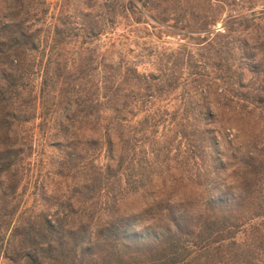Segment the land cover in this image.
Returning a JSON list of instances; mask_svg holds the SVG:
<instances>
[{
    "label": "trees",
    "instance_id": "obj_1",
    "mask_svg": "<svg viewBox=\"0 0 264 264\" xmlns=\"http://www.w3.org/2000/svg\"><path fill=\"white\" fill-rule=\"evenodd\" d=\"M172 1L63 0L47 23L45 0H0L4 264H264V0H185L189 20ZM160 3L156 26L192 45L151 71L92 44ZM36 119L59 151L41 209L23 198Z\"/></svg>",
    "mask_w": 264,
    "mask_h": 264
},
{
    "label": "rangeland",
    "instance_id": "obj_2",
    "mask_svg": "<svg viewBox=\"0 0 264 264\" xmlns=\"http://www.w3.org/2000/svg\"><path fill=\"white\" fill-rule=\"evenodd\" d=\"M102 1L103 0H69V3L63 5L62 8L63 0H45V2L48 4L49 11L46 13L44 20L46 19L47 23L53 21L54 17L56 16V12L61 8H65L68 12H70V15H74V13L86 8V4L92 6L91 8L95 14L97 8L101 7ZM106 1L110 4L111 1L114 0ZM263 4V2H258L256 6H253V10H263ZM168 6L176 9V13H174L176 16L186 20H189L190 18L188 12L191 9L197 11L200 14L197 8H193V4L190 1L185 2V0H175L174 2L172 1V3ZM137 7L139 6L137 5ZM163 7H165V4L160 3L156 9H152V11L148 13L143 12V16L141 17L140 21L135 24L132 20V17H120V19H118L119 23L114 25L113 29H106V32L100 37L93 39L92 44H96L97 49L102 52L104 48L109 47L110 44L113 43L114 46L107 50V53L111 54V59L114 62H117L119 59H128L132 60L136 64L139 71H151L154 68L153 53L163 50L178 49L180 46L179 44L182 43H190L189 45H192V40L189 39L188 36L178 35L176 31L169 32L164 27L159 28L156 26V18L159 16V12L163 10ZM235 8H238L244 13L249 12V9L247 10V8H239V6ZM225 13L226 10L221 11L219 13V17L222 18L225 16ZM168 22L171 24L172 21L169 20ZM220 25L221 23L218 22L217 26L220 27ZM182 26L183 23H179L175 30H181L182 32H185L184 29H180ZM111 32L115 33V36H118L115 40H111L109 38V33ZM122 34L123 36H121ZM189 47L192 49L194 48V46ZM38 122L39 119H36L24 125V128L26 129L25 131L32 138V153L29 156L31 165L28 170L29 175L27 181V190L23 198L25 199L26 206H30L35 202V206L41 209L44 208L43 201H41L40 197L38 196V190L35 192L36 188L34 186L41 178V175L54 168L52 157H57L59 155V151L50 143L47 138V134L38 127ZM222 146L224 157L227 158L234 153L237 145L234 142L231 146H229L226 142H223ZM0 264H4V261L1 259Z\"/></svg>",
    "mask_w": 264,
    "mask_h": 264
}]
</instances>
